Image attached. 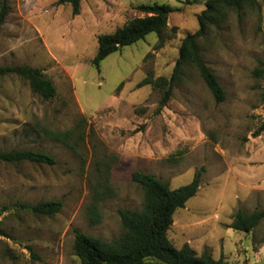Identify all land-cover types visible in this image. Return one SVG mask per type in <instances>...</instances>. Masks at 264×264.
Here are the masks:
<instances>
[{"label":"rangeland","instance_id":"rangeland-1","mask_svg":"<svg viewBox=\"0 0 264 264\" xmlns=\"http://www.w3.org/2000/svg\"><path fill=\"white\" fill-rule=\"evenodd\" d=\"M2 0H0V3ZM58 0H10L0 33V66L28 65L51 80L42 99L16 75L0 79V149L50 154L54 165L0 162V264H81L74 230L104 242L118 238L119 210L140 211L143 191L132 173L175 189L201 171L194 197L174 213L176 248L207 252L225 264H264V218L249 233L229 228L241 209H264V0L240 14L227 10L199 39L200 54L223 86L217 103L199 72L185 65L167 104L163 89L183 39L198 30L207 0H81L72 15ZM172 10L158 50L155 33L92 64L97 38L144 17L141 5ZM121 84L120 88L118 86ZM45 131L66 134L56 140ZM59 200L47 217L22 205ZM95 204L99 221L87 216Z\"/></svg>","mask_w":264,"mask_h":264},{"label":"trees","instance_id":"trees-1","mask_svg":"<svg viewBox=\"0 0 264 264\" xmlns=\"http://www.w3.org/2000/svg\"><path fill=\"white\" fill-rule=\"evenodd\" d=\"M9 1L0 3V33L9 13ZM81 0H58V4H69L72 15L80 12ZM255 0H207L206 9L198 17L199 28L188 34L179 48L173 73L169 79L147 77L137 83V88L150 85L152 88L163 89L159 108L165 106L170 99L174 82L181 79L185 65L194 67L199 72L214 100L223 102L226 97L225 90L213 71L203 60L198 41L207 30L218 23V20L227 10L238 14L244 8H250ZM139 9L146 13L144 17H136L117 28L113 33L102 34L97 38V51L92 59V64L99 69L100 62L119 49L135 44L140 40L155 33L157 42L154 46L158 50L172 36L167 32V22L171 8L165 4L141 5ZM264 71L256 69L259 74ZM16 75L25 80L32 92L44 100L56 96L54 84L44 76L42 71L28 65L0 66V79ZM121 84L118 86L119 89ZM264 130V122L259 127L255 136ZM45 135L56 140L65 139L66 134L45 131ZM0 162L16 164L30 162L37 164L54 165L55 159L48 153L30 149H0ZM201 171L195 173L191 182L172 189L169 184L156 177L139 171L132 173L131 179L143 191V206L140 211L123 209L119 210V217L123 232L118 238L104 242L102 239L74 230L73 251L81 264H225L222 257L214 259L211 254L202 252L200 255L188 248H176L168 238L174 213L184 208L188 200L194 197L200 187ZM23 209L34 214L50 217L62 208L59 200L39 201L36 204L22 205ZM97 206L92 204L87 208V216L92 222L99 221ZM234 216L229 228L249 233L264 218V209L246 215L239 209Z\"/></svg>","mask_w":264,"mask_h":264}]
</instances>
